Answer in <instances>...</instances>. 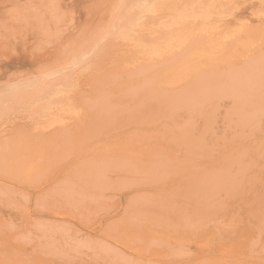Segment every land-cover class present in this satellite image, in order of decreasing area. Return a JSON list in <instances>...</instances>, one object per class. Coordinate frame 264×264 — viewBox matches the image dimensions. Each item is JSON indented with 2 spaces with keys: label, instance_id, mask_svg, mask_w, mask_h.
Wrapping results in <instances>:
<instances>
[{
  "label": "rangeland",
  "instance_id": "374dc122",
  "mask_svg": "<svg viewBox=\"0 0 264 264\" xmlns=\"http://www.w3.org/2000/svg\"><path fill=\"white\" fill-rule=\"evenodd\" d=\"M126 1L0 0V264H72L73 260L76 264H107V254L117 253V258L121 254L118 260L123 259L125 264L255 263L259 246L251 248L254 236L236 201L245 190L239 181L231 177L192 191L188 189L191 178L200 172L189 164L176 169L161 166V170L140 172L142 175L135 174L136 170L127 175L114 170L115 162L127 153L134 164V159L149 156L159 148L174 154L176 161L187 160L183 150L169 142L195 122L189 106H171L170 114L176 111L172 120L146 117L136 122L141 102L136 93L121 96L116 87L110 89L103 84L105 72L134 67L133 58L138 49L142 51L139 44L157 43L153 40L163 34L159 29L167 21L166 12L182 4L165 0L163 8L167 11L147 14V23L143 17L132 19L126 12V22L141 36L130 42L128 32L117 33L112 27V15L117 8L126 10ZM217 2L219 8L226 3ZM246 5L237 15L251 25L258 24L252 18V3ZM67 9L70 16L62 26L59 18ZM199 9L183 15L189 16L190 24L182 17L183 21L202 30L215 25L214 30H206L207 34H201V30L199 36H192L205 39V35H215L213 44L220 48L212 54L220 59L223 52L219 50L229 40L221 27L225 15L216 14L212 21L211 12L204 9L207 15L203 16ZM261 9L264 13V3ZM166 26L164 33L171 31L173 24ZM174 26L173 30L181 31L180 25ZM49 29L54 33L50 45L40 39ZM66 35H70L69 41ZM223 35L225 42L219 39ZM167 40L164 48L179 46L176 39ZM66 45L73 47L65 50ZM169 47L165 51L162 46L160 59H171L166 57L170 53L173 58L172 52L177 55V48L173 51ZM51 51L57 56L55 61L47 60ZM120 54L125 60L115 65ZM41 61L44 63L39 64ZM179 117L183 118L181 123ZM163 124L171 126L165 136L161 132L141 134V130L153 133ZM175 174L181 176L179 181ZM120 179H132L134 184L122 181L126 185H121ZM173 179V183H167ZM144 193L146 196H140ZM49 246L55 252L46 251ZM66 250H71L67 253L75 259L65 260Z\"/></svg>",
  "mask_w": 264,
  "mask_h": 264
},
{
  "label": "bare ground",
  "instance_id": "6f19581e",
  "mask_svg": "<svg viewBox=\"0 0 264 264\" xmlns=\"http://www.w3.org/2000/svg\"><path fill=\"white\" fill-rule=\"evenodd\" d=\"M178 1L179 0H176L177 3L182 2V4L180 3L178 6L170 5L172 7L169 12H166L168 17H166L167 21L162 20L166 19L163 17L161 20L164 22L161 21V24L163 25V28L166 25L168 28L170 23L171 25L173 24V26L174 24L177 26L180 25L179 29L182 32L173 30V26H170L171 31L166 30L165 34L163 28L160 27L159 30H162L163 34H159L154 40L152 39L153 41L158 40L159 42L157 41V43L154 44H151L148 41L140 43L139 46L142 47L141 52H139L138 49L137 55L134 56L133 54L136 53H133L134 51L132 52L131 50L133 53L132 55L134 56V67L129 69L128 66L130 65L126 66L125 64V66L128 67L127 70L120 68V71H116V69H118V67H116L114 73H111V71L105 72L103 75V84L109 85L108 87L110 89L116 87L115 89L119 91L121 96H127L126 93H136V98L139 97L141 102L139 103L140 108L138 111L140 115L136 113L139 116L134 119V121L146 117L172 120L176 118V111H173L170 114L171 106L191 107L192 116L195 117V122L187 128L183 135L175 134L169 142H174L176 148L182 149V153L188 158L187 160L176 161L174 159V154L159 148L158 151L151 152L149 156H145L142 159H134V162L137 160L138 163H136V161L133 164L131 163L132 155H130V153L128 155L127 153V156H123L121 160L118 159L115 162L116 166L114 170L118 169L119 171L126 172V175L127 173L133 174L135 173L133 171L136 170L135 174L138 175L140 172L146 173L147 170H149L150 173L156 172L161 170V166L176 169L178 166L189 164L192 165L191 168H195L200 172V175L191 178V183H189L188 189H191L192 191L198 190V186L202 187L206 186V184L218 185L223 180L231 177L239 181L241 188L242 186H245V190L243 192V197L241 199L236 198V201H238L239 210L245 212L248 227L253 233L252 236H254L251 248H257V246H259V257L257 262H250L247 264H264V245L261 244V237L264 236V45L261 47V41L264 44V37H261V33H263L264 30L261 32L262 28L260 25L262 18L261 4H263L264 1L261 3V0H243L246 4H248V2L252 3V18H255L259 25H251L249 20L241 19L237 15V13L240 12V8L246 5L245 2H241V0H225V5L223 2H220V5L223 3V8L222 6L219 8L217 0H202V5L198 0H183L185 1V4L182 0ZM163 2L165 4V0H127L125 2L128 6L126 7V10L117 8L115 16L112 15L113 19L115 18L112 25L113 31L117 33L128 32V34H124H126V37L129 36L128 39L132 38L130 39L131 42L136 36L139 37L140 33H137L136 29L132 28L131 24L126 22L129 21L126 16L130 13L132 15L130 18L143 17L145 21L149 18V15H147L149 13L151 15L155 12L163 13L164 11H167V8H163L166 7ZM189 6L192 8H189ZM167 7L169 8V5H167ZM193 8H201V10H199L204 13L202 14L203 16L207 15L205 14L206 12H204V9L211 12L208 13L209 19L211 20L216 14L217 16L221 14L222 16L225 15V19H223V21L221 20L223 23H221V27L223 26V30L225 31L224 35L229 37V40H226L229 43L226 42L227 46L222 45L224 48L219 50L223 52L222 58L219 56L220 59H215L216 56L214 58V54H212L214 52L216 53V50L220 48L218 47L216 49V46L213 44L212 39L215 35L213 37L211 36L212 38L209 37L210 34L209 36L205 35L207 37V39L205 37L206 40L201 39V36L200 39L199 37L197 38V36L193 39L194 36H192V34L198 35L202 30L199 27H190L188 25L191 20L189 21L188 15L190 14L186 13V11L192 12ZM68 9L72 8L69 7ZM68 9L63 10L64 13L59 18L62 26H65L68 22V16H70ZM195 11L196 10H194V12ZM126 12L128 13L127 15H125ZM186 14H188V17L183 16ZM182 17L188 20V24L184 23L185 21H183ZM191 17H193V15H191ZM214 21L221 22L216 19ZM203 23L205 26L208 22ZM209 25L207 24V28ZM174 27L176 28V26ZM208 29L214 30L215 25L210 26ZM147 30L148 29L144 31L146 32ZM152 30L153 29H151V31ZM206 30H202L200 33L202 34V32L205 31V34H207L208 32H206ZM219 31L221 32V28ZM213 32L214 34L218 33L215 31ZM174 33L176 34L174 35ZM184 33L186 35L185 38H183L185 36L183 35ZM224 35L222 38H219L223 42H225V39L223 38L225 37ZM66 36L69 41L70 35ZM218 36H216V38ZM203 37L204 36H202V38ZM34 38H37V36ZM40 39L48 43L54 39L53 31H51V29L47 30L44 32V36H41ZM166 39H176L175 42L179 43V46H174V43V45L171 46H174V49L171 48L173 51L177 48V55L175 54L176 52L174 53L171 51L175 56L172 58V56H170L172 54L170 53L166 56L171 57V59L168 60L160 59L161 55H159L164 53H160L162 46L165 51H167L166 48L169 47L166 45L167 47L164 48L165 43L169 44V42H166ZM145 40L147 39L145 38ZM53 41L55 42V40ZM217 41L219 42V40ZM163 42L164 44L161 45ZM48 44L50 45V43ZM135 44H130V46L132 45L135 47ZM66 47L65 50L72 48L73 46L70 47L69 45L68 47V45H66ZM168 49L171 50L170 47ZM62 51L64 50L62 49ZM75 54H77V51ZM220 54L218 52V55ZM130 56L129 58H131ZM56 57L57 56L53 54V51H51L47 60L55 61ZM122 59L125 60L122 54H120L115 65L119 64ZM42 63L44 62L41 61L39 64ZM125 66L123 65V68H125ZM41 68L45 69V65L41 66ZM42 69L39 68L37 70ZM122 114L120 113V115ZM178 116L182 115L179 114ZM182 119L183 118L179 117L178 122L181 123ZM161 121L163 122V120ZM129 122H131V120ZM163 126V128L156 127L153 133H151L150 130H141V134L144 136H152L155 133L161 132L165 136L171 126H166L165 124H163ZM175 126L182 127L180 125ZM134 132L139 133L136 128L134 129ZM124 153L122 152L121 154ZM66 155L67 152L65 156ZM195 169L194 171H196ZM177 170L179 171L180 169ZM83 175L87 176L88 174ZM139 175L142 174L140 173ZM83 177L85 178V176ZM179 178H181V176L175 174V179H177V181H179ZM175 179L167 183L171 184ZM124 180L120 179L121 185H126L123 183L130 181V179ZM130 182H133V180L131 179ZM127 184L129 183L127 182ZM94 186L95 185H93L92 188ZM144 195L146 196V193L140 196ZM40 245L43 246V244ZM52 246L46 247L45 250L55 252ZM41 248H38V250H44ZM74 249H77V247ZM68 251L70 252L71 250ZM68 251L66 250V254H63L65 257L68 254L65 260L68 258L72 260L73 258L75 259V257L69 256L72 251L67 253ZM116 255L107 254V264H125V262H122L123 259L118 260L121 254L118 258ZM261 258L263 260H261ZM72 260H70L69 263H72ZM76 263L77 262L73 260L72 264ZM129 263L130 262L127 264Z\"/></svg>",
  "mask_w": 264,
  "mask_h": 264
}]
</instances>
